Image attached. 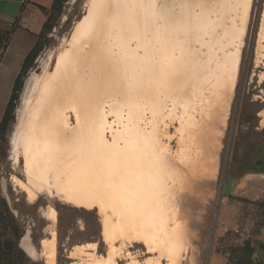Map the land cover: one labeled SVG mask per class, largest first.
<instances>
[{"label":"bare ground","instance_id":"obj_1","mask_svg":"<svg viewBox=\"0 0 264 264\" xmlns=\"http://www.w3.org/2000/svg\"><path fill=\"white\" fill-rule=\"evenodd\" d=\"M251 3L89 0L53 68L49 55L30 75L12 153L24 158L27 200L98 209L107 256L85 251L77 264H117L116 243L131 240L157 252L148 264L184 259L217 178ZM263 30L264 17L256 61ZM20 245L36 257L28 233Z\"/></svg>","mask_w":264,"mask_h":264},{"label":"rangeland","instance_id":"obj_2","mask_svg":"<svg viewBox=\"0 0 264 264\" xmlns=\"http://www.w3.org/2000/svg\"><path fill=\"white\" fill-rule=\"evenodd\" d=\"M88 3L89 0H63L59 11H51L40 35L42 49L24 77L14 117L0 139V255L11 257L14 264H47L49 251L44 241L52 239L51 205L57 212L54 245L49 248L53 252L51 264H77L88 255L85 251L93 249L97 257L103 259L109 249L102 236L96 207L67 204L44 193L37 196L38 203L27 200L28 193L22 191L21 186L22 183L28 185L24 158L12 153L28 78L41 71L49 55L50 70L53 68L56 55L68 47L77 22L86 15ZM263 17L264 0H252L234 95L221 141L217 178L202 212L198 210L195 241L179 264H190L189 260L194 257V264H257L264 242V126L260 123L264 119V77L260 79V74H264V57L256 61ZM262 44L264 46V38ZM262 52L264 54V47ZM171 147L177 148L175 140ZM27 233L37 252L34 258L20 245ZM76 246L81 247L82 252L71 255ZM116 248L121 252V256H116L117 264H148L158 256L156 251L147 250L143 243L134 240L131 245L117 242ZM126 249L131 253L130 258L122 255V252L127 253ZM161 263L165 264V259Z\"/></svg>","mask_w":264,"mask_h":264},{"label":"crops","instance_id":"obj_3","mask_svg":"<svg viewBox=\"0 0 264 264\" xmlns=\"http://www.w3.org/2000/svg\"><path fill=\"white\" fill-rule=\"evenodd\" d=\"M53 4L54 0H0V121L14 80L43 31ZM257 264H264V242Z\"/></svg>","mask_w":264,"mask_h":264},{"label":"trees","instance_id":"obj_4","mask_svg":"<svg viewBox=\"0 0 264 264\" xmlns=\"http://www.w3.org/2000/svg\"><path fill=\"white\" fill-rule=\"evenodd\" d=\"M63 0H54L53 4V10L59 11L61 8V3ZM49 21V19H48ZM48 21L46 22L45 26L47 25ZM44 26V28H45ZM44 30V29H43ZM42 33V32H41ZM41 35V34H40ZM40 35L38 36V40L35 44V46L31 49V51L27 54V56L24 59V62L22 64V67L16 76L14 80V84L12 87L11 94L9 96L7 105L5 107V110L3 112L1 121H0V139L3 138L6 129L8 128V125L13 119L14 115V108L16 104V100L18 99L19 92L22 89L24 77L26 76L28 70L32 67V64L38 55V53L42 49V42L40 40ZM0 264H14L11 257L3 258L2 255H0Z\"/></svg>","mask_w":264,"mask_h":264}]
</instances>
